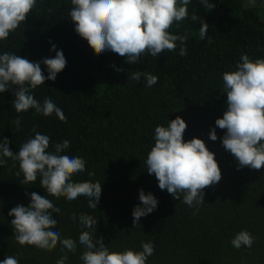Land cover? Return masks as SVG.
Wrapping results in <instances>:
<instances>
[{
    "label": "trees",
    "instance_id": "16d2710c",
    "mask_svg": "<svg viewBox=\"0 0 264 264\" xmlns=\"http://www.w3.org/2000/svg\"><path fill=\"white\" fill-rule=\"evenodd\" d=\"M210 2L214 7L192 0L188 11L209 24L213 43L199 38L200 24L189 18L169 28L173 34L189 37L185 56L178 55L177 48L157 57L145 53L135 64H128L117 53H97L74 30L71 0H38L25 22L0 41V53L19 54L30 61L54 57L50 49L55 44L67 61L55 81L46 80L45 85L30 89L41 103L51 98L66 121L54 114H34L33 109L18 114L12 107L14 86L0 94V138L10 141L13 152L34 136V128L49 135V150L54 143L68 139L66 151L86 160L85 172L74 176V181L102 185L97 209H92L82 195L71 201L64 194L58 198L49 195L41 188L39 177L23 185L22 177L16 175L18 162L5 158L6 165L0 167V260L14 255L19 264H56L67 254L66 264H82L84 248L79 244L72 253L62 252L59 243L47 250L17 243L10 223L14 217L8 212L18 204L27 206V194L36 192L61 207V213H54L59 217L54 226L63 238L78 241L82 229L71 216L86 213L97 220L96 235L104 238L110 251L140 250L142 242L152 241L155 251L147 264H264V166L238 170L235 158L220 140L225 130L216 128V141L208 137L215 120L226 110L222 74L234 70L241 54L264 58V0H256L258 7L247 6L248 0ZM41 68L47 75L43 64ZM135 70L156 75L157 84L147 87L143 77L140 82L128 79ZM18 115L20 130L13 124ZM178 115L187 123L184 139H203L222 172L217 184L203 190L205 203L195 214L182 202V195L173 199L158 187L155 175L146 171L154 128ZM140 189L145 194L152 192L159 203L134 226L132 210L140 203ZM245 229L256 237L252 247L234 248L232 237Z\"/></svg>",
    "mask_w": 264,
    "mask_h": 264
},
{
    "label": "clouds",
    "instance_id": "9594fccd",
    "mask_svg": "<svg viewBox=\"0 0 264 264\" xmlns=\"http://www.w3.org/2000/svg\"><path fill=\"white\" fill-rule=\"evenodd\" d=\"M38 0H0V41L7 39L11 32L25 22L26 17L36 7ZM192 0H71V22L75 32L97 53L106 51L125 57L128 64H135L145 53L153 57L161 53L175 52L187 54V35L173 34L169 28L174 22L189 18L199 22V38L213 43L208 35L209 24L197 13L191 15L188 5ZM203 7H214L210 0H198ZM255 4L256 0H248ZM50 51L54 57L30 61L27 57L10 52L0 53V94L14 91L12 107L19 114L34 110V114L45 117L55 115L66 121L62 109L51 98L41 103L31 94L30 89L45 85V81H55L67 64L62 50L52 44ZM45 66L47 75L42 71ZM117 72L120 68L115 69ZM144 79L147 87L157 84L158 77L146 71L135 70L128 77L135 82ZM222 91L227 94L226 110L215 120V127L209 131L212 141L218 139L216 128L225 130L220 137L223 148L230 152L237 162L238 170L244 167L259 170L264 166V58L250 59L241 54L234 70L222 74ZM17 130L21 128L19 115L13 121ZM186 121L181 116L168 119L166 125L154 128V144L146 157L147 173L154 174L161 190L175 200H179L195 212L205 203L204 189L217 184L222 172L215 153L210 151L203 139L193 137L185 140ZM34 136L27 139L18 151L9 148L10 141L0 138V167L6 165L9 158L18 162L16 175L22 177L21 183L29 184L40 178V186L49 195L69 201L79 196L87 198L88 207L97 209L102 193L99 182L74 181L73 177L86 170V160L66 151L70 140L51 143L47 134L33 129ZM92 176V172H88ZM27 194V193H26ZM27 206L18 204L11 208L8 216L14 217L10 223L15 229V239L21 246H35L42 250L61 245V251L75 253L78 244L84 251L80 255L82 264H147L155 248L152 241L142 242L140 250L128 248L123 251H110L102 236H97V220L91 215L73 213L71 219L78 222L82 231L78 241L71 237H61L58 227L61 213L59 205L45 195L31 192ZM140 201L133 210V225L139 224L141 217L152 213L158 207V198L152 193L139 190ZM256 237L248 230L237 232L231 239V245L240 249L251 248ZM67 254L62 255L56 264H66ZM0 264H19L14 255H6Z\"/></svg>",
    "mask_w": 264,
    "mask_h": 264
},
{
    "label": "rangeland",
    "instance_id": "374dc122",
    "mask_svg": "<svg viewBox=\"0 0 264 264\" xmlns=\"http://www.w3.org/2000/svg\"><path fill=\"white\" fill-rule=\"evenodd\" d=\"M246 5H247V6H251V5H253V4H249V3L247 2ZM254 5H255L256 7L260 6V4L257 3V2H256Z\"/></svg>",
    "mask_w": 264,
    "mask_h": 264
}]
</instances>
